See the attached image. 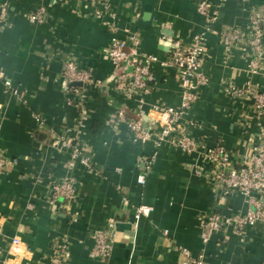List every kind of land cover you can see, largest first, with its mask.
I'll return each mask as SVG.
<instances>
[{
    "label": "crops",
    "instance_id": "1",
    "mask_svg": "<svg viewBox=\"0 0 264 264\" xmlns=\"http://www.w3.org/2000/svg\"><path fill=\"white\" fill-rule=\"evenodd\" d=\"M108 1L115 35H135L140 50L160 61L174 40L184 47L195 38L204 41L202 70L209 83L184 119L186 134L198 146L189 154L166 145L157 149L131 140L126 123L116 120L119 110L128 113L137 104L112 86L109 17L95 15L97 0H0V11L6 5L0 17V71L16 90L6 92L0 79V155L11 161L0 173V264H50L62 241L68 247L66 264H175L183 259L182 249L198 255L201 217L248 208L241 195L214 189L203 158L206 149L220 146L239 167L264 143V116L251 111L253 100H234L225 91L229 84L264 89V35L260 59L245 42L225 47L221 39L233 30L248 38L249 17L264 19V0H207L212 7L206 15L196 9L201 0ZM41 3L47 13L38 25L29 15ZM66 60L89 69L104 87L79 99L63 78ZM151 74V90L135 98L150 127L152 108L177 107L181 98L175 68L156 63ZM61 135L76 139L73 147L88 158L87 165L66 168L71 153L54 144ZM64 176H71L76 198L59 199L53 208L49 187ZM142 204L152 212L135 221L134 209ZM108 228L114 233L111 254L93 258V236ZM15 238L21 245L14 253ZM203 264H264V223L242 234L231 227L214 233Z\"/></svg>",
    "mask_w": 264,
    "mask_h": 264
},
{
    "label": "built area",
    "instance_id": "2",
    "mask_svg": "<svg viewBox=\"0 0 264 264\" xmlns=\"http://www.w3.org/2000/svg\"><path fill=\"white\" fill-rule=\"evenodd\" d=\"M60 1V0H54ZM98 10L96 16L106 15L109 17L107 31L110 33V40L106 49V55L112 65V86L123 93L125 97L134 101L137 105L134 110H119L116 120L125 122L130 138L133 141L142 143H152L159 149L166 145L171 149L180 150L184 154L192 153L196 150L198 143L196 139L188 136L185 132L186 124L184 119L191 106L201 97V90L209 83L208 76L202 70L204 57V41L199 37L195 38L189 47H184L180 40L172 41L168 46V56L160 61L156 56L147 54L140 50L139 39L135 35H127L123 39L116 34L115 16L112 12L108 0H97ZM212 5L207 0H201L197 4V11L202 15L211 9ZM47 10L41 3L29 15L30 22L42 24L45 21ZM6 15V5L0 11V17ZM209 15V14H207ZM212 19V16H209ZM250 36L242 37L240 31H225L222 34V44L225 47L246 43L254 56L258 59L262 56V37L264 35V19L254 14L248 19ZM254 69L258 66V61H254ZM159 63L163 67H173L179 73L181 86V98L177 107H154L149 112L155 119L151 122V127L147 126L148 119L144 114L141 102L135 98L141 93H148L151 90L150 82L153 80L152 65ZM63 78L67 85L72 87L73 83L80 86L72 87L78 94L79 99L84 100L88 90L103 88L101 81L93 78L89 69L80 68L75 61L66 60L62 69ZM0 79L3 82L6 92L14 95L16 90L11 81L6 79L4 73L0 71ZM225 91L231 99L243 100L252 99L251 111L258 116H264V89H256L251 85L237 87L226 85ZM188 125L192 122L187 121ZM76 139L71 135H61L55 140L56 145L62 150L70 151V159L66 163V168L72 170L76 164L87 165L88 158L82 156L78 149L73 147ZM11 161L0 155V173L5 171V167ZM205 169L212 170L213 176L210 183L214 189L221 191L224 196L230 194L241 195L246 204L247 210L244 213H233L223 215L216 211H211L199 219V237L201 248L197 256L193 257L189 250L182 249L183 259L175 264H203L205 257V247L213 237L214 233L231 227L238 234H242L246 229L264 223V143H258L250 155L241 162L239 167L233 165L231 155L225 148L217 146L206 149L203 158ZM197 175L203 174L196 172ZM144 175L137 177V183L142 185ZM76 198V190L71 176H64L53 182L48 190V204L53 208L58 207L59 199L65 202H72ZM152 212V207L148 205H138L134 209V220L147 218ZM167 234V231H164ZM113 231L98 230L93 236V247L90 254L93 258L106 259L110 256L113 246ZM21 243L15 238L12 240L10 250L17 252ZM67 242L62 241L52 253L50 264H66Z\"/></svg>",
    "mask_w": 264,
    "mask_h": 264
},
{
    "label": "water",
    "instance_id": "3",
    "mask_svg": "<svg viewBox=\"0 0 264 264\" xmlns=\"http://www.w3.org/2000/svg\"><path fill=\"white\" fill-rule=\"evenodd\" d=\"M72 86L78 87V86H80V84L79 83H73Z\"/></svg>",
    "mask_w": 264,
    "mask_h": 264
}]
</instances>
